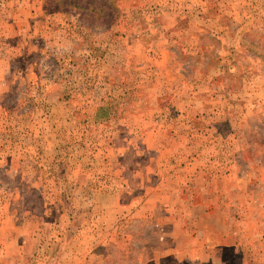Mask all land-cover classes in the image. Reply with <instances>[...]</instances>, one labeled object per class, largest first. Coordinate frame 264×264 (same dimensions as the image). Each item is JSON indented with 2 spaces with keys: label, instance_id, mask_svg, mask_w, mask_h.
I'll use <instances>...</instances> for the list:
<instances>
[{
  "label": "rangeland",
  "instance_id": "1",
  "mask_svg": "<svg viewBox=\"0 0 264 264\" xmlns=\"http://www.w3.org/2000/svg\"><path fill=\"white\" fill-rule=\"evenodd\" d=\"M235 217L204 264H264V0H0V264H195Z\"/></svg>",
  "mask_w": 264,
  "mask_h": 264
},
{
  "label": "crops",
  "instance_id": "2",
  "mask_svg": "<svg viewBox=\"0 0 264 264\" xmlns=\"http://www.w3.org/2000/svg\"><path fill=\"white\" fill-rule=\"evenodd\" d=\"M226 175V173H224ZM236 178H234V182L236 183L237 180H239V174L236 173ZM227 176V175H226ZM234 226L229 227V233H227L223 228L222 230H220V235H219V245L218 248H211L208 245V241L205 240L207 239V236L205 234L202 233V238L204 240V242H194V245L192 247H189V249L187 251H183V253H177L178 256V260L180 262H184L186 260V254H189L191 256H189L191 259H193V261H195V264H204V262L210 261L211 259H209L211 256V254H216L217 251H219V248H223L224 246H228L230 245L228 241V239L232 236H236L238 235V237L240 238V228H238V225H240V221L237 220V218H234ZM220 229V227H218ZM195 232V231H194ZM195 238H201V235L198 234L197 236H195ZM237 240V239H236ZM235 240L234 243V249L235 252L240 251V239L239 242L237 243ZM231 246V247H233ZM239 247V248H238ZM202 260V261H201Z\"/></svg>",
  "mask_w": 264,
  "mask_h": 264
},
{
  "label": "trees",
  "instance_id": "3",
  "mask_svg": "<svg viewBox=\"0 0 264 264\" xmlns=\"http://www.w3.org/2000/svg\"><path fill=\"white\" fill-rule=\"evenodd\" d=\"M104 5H108V3L104 4ZM77 6V5H76ZM106 7V6H105Z\"/></svg>",
  "mask_w": 264,
  "mask_h": 264
}]
</instances>
